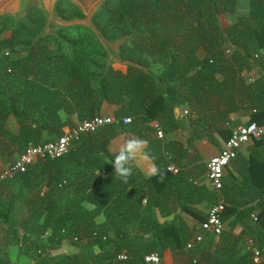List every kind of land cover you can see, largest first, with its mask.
Here are the masks:
<instances>
[{"label": "trees", "instance_id": "16d2710c", "mask_svg": "<svg viewBox=\"0 0 264 264\" xmlns=\"http://www.w3.org/2000/svg\"><path fill=\"white\" fill-rule=\"evenodd\" d=\"M236 1L107 0L96 15V25L110 39L133 33L122 45V56L148 66L151 73L121 64L112 65L104 73L105 51L84 27L63 29L60 35L65 39L46 34L31 42L22 39L26 24L19 23V29L9 37H2L5 27H0V155L10 157L21 150L31 132L38 137L45 130L57 138L62 129L55 123L62 110L70 114L78 110V105L86 106L91 116L107 102L120 105L116 117L126 111L150 118L158 106L160 110L176 103L197 102L203 106L217 99L228 106L210 114L220 117L239 96L255 108L250 121L261 124L264 67L253 56L264 50V0H250V15L241 16L243 25L233 23L222 28L218 13L233 12ZM249 17L255 22L246 24ZM71 32L73 35L67 34ZM46 40L57 42V46L50 50V45L43 43ZM20 43L25 44L22 48L27 55L11 57ZM199 47L205 50L202 59L196 55ZM67 48L70 53H65ZM89 48L94 49V55ZM249 63L260 69L261 76L243 77ZM31 114L40 120H32L36 122L34 127L28 123ZM9 115L21 125L19 135L6 129ZM114 129L106 126L83 134V156L90 159L92 152L104 150L106 141L97 139L108 137ZM192 134L198 135L197 131ZM70 163L78 166V141L64 156L38 160L26 171L0 182V230L4 228L0 235V264H10L7 249L11 245H17L33 261L31 264H154L145 262L143 256L156 252L162 257L166 249L175 255L173 264L214 263L210 252L198 247L200 243L186 248L192 238L187 225L177 218L160 221L149 200L146 212H142V195L135 194L132 187L126 193L128 186L118 177L104 176L95 188H78L70 196L67 181L75 172ZM34 166L39 167L38 172ZM167 174L164 164L145 183H162L163 188L170 180ZM84 201L93 205L87 206ZM228 203L231 208L238 207ZM162 209L165 212L166 206ZM227 210L225 206L222 218L229 216ZM99 215L103 220H97ZM246 215L251 213H235L243 227L239 236L229 239L222 232L214 242L221 264H256L246 245L240 249L242 236L254 239L264 264V205L255 214L256 221L250 216L253 225L242 219ZM205 218L199 217L200 222ZM65 241L69 249L54 254V249ZM122 251L126 258L118 259ZM195 254L197 259L193 258Z\"/></svg>", "mask_w": 264, "mask_h": 264}, {"label": "crops", "instance_id": "0c3cea01", "mask_svg": "<svg viewBox=\"0 0 264 264\" xmlns=\"http://www.w3.org/2000/svg\"><path fill=\"white\" fill-rule=\"evenodd\" d=\"M250 8V0H237L233 11L236 19L239 16L247 15L246 13H248ZM223 15L227 25L233 24V22L227 20V13ZM222 19L223 16L220 18V21H222ZM196 55L199 59L205 56L204 53L200 54L198 52ZM254 60L263 68L264 50L259 53V56H254ZM244 69L245 73L243 77H248L249 79L253 77L258 78L262 74L260 69L256 68V66L251 63ZM59 101H61L60 98L58 99V102ZM234 104L230 107L233 109L230 110L229 108L228 112L220 117H212L210 114L216 108L227 109L228 106L223 101L218 102L217 99H211L203 104V106L194 102L195 111L192 110L193 105L188 103H176L172 107L166 106L163 110H160L158 106L153 109V116L147 118L141 113L136 115L129 114L126 111H124L125 114L116 117L115 115L120 105L104 102L101 104L98 114L110 115L116 118L131 117V122L122 123L119 121L118 123L106 125L113 126L115 128L114 133L106 138L101 137L97 139V141L100 142L105 140L106 146L104 150L97 149L92 152L90 159L83 156L85 153L82 149L85 145L83 144L84 140L81 138V135V139L78 140V166L70 163V169H73L75 172L71 174V177L67 181L69 183V195L72 196V193L78 192V188L86 187V191L95 188V185L98 184L104 176L108 175L109 179L115 176L114 168L111 163L114 159L118 143L123 142L130 136L143 138L148 142L147 150L151 159L149 161H144L137 158V160L132 163V176L129 179V183H127L128 187L126 193H128L129 189L132 187L134 188L135 194L138 196L142 195L139 197L142 212H146L145 206L149 200L153 213L156 214L160 221L177 218L178 221L187 225V231L191 233L192 238L190 240H192L194 235L201 231L199 217H206L208 208L217 200L216 191L208 185L206 179L207 161L212 155L218 153L224 147L225 142L230 136L231 128L238 124L249 122L252 114L255 112L253 111L255 108L250 107L248 103L245 102L243 98L240 99L239 96L235 99ZM86 110L87 107H84V105H78V110L70 114L62 110L63 113L57 118L58 120L55 124L61 125V132L63 133L80 121L92 117L89 111ZM201 111L202 113H200ZM94 114L93 112L92 115ZM28 119V123L32 127L36 126V122L32 120H39L35 114H31V117ZM195 121H197L199 125H196ZM203 124L211 125L202 127ZM5 127L14 135L20 134L21 125L13 115H9L6 118ZM158 129L162 131L161 137L157 135ZM191 130L193 133L197 131L198 135L194 136ZM38 134L39 136L35 137L33 132L29 133V138L27 142L24 143L21 150H23L29 141L34 142V140H36L37 142L34 143H38L54 139L57 136L51 135L45 130H41ZM21 150H16L10 157L16 159ZM10 157L0 155V170L11 163V160L8 159ZM153 164L157 167V173L164 164L167 165V171L170 174H167V176H170V180L166 181L167 185L163 188L160 187L162 183H159L157 186L153 185L152 182L145 183L147 179H151L157 174L153 175L150 172V168ZM170 165L176 169L175 172L168 169ZM33 169L35 172L39 171L38 166H34ZM148 184L151 187H149ZM221 194L225 201V206L229 209L226 211V213L229 212V216L222 218L224 223L223 233L225 237L231 239L233 236H239L243 228L242 225L238 223L235 213H240V210H247L251 214H256L264 205V135L261 138L253 139L243 144L238 149L236 157L231 160L229 166H227L224 171ZM111 199H113V197L108 199V205ZM228 202L236 203L238 207L231 208L228 206ZM84 204L87 206L93 205L87 201H84ZM165 206L166 211L162 212V207ZM182 206L187 207V210H182ZM160 207L161 209H159ZM242 219L251 225L254 224L249 215L243 216ZM97 220H103V216L99 215ZM139 233L142 234L143 232L140 231ZM217 237L218 235L216 236L213 234L205 235L198 246L202 248V251L210 252L214 259L213 264H221V258L218 253L214 251L213 246ZM246 240L247 237L242 236L240 249L245 248ZM11 247L14 248V246L8 247L10 250H8L10 264L12 261L11 250H13ZM167 252L172 257V251L166 249L161 257V262L173 264V259V262H167ZM196 254L193 258L197 259ZM23 257L21 262H19L25 264L26 261L29 260V257L26 255Z\"/></svg>", "mask_w": 264, "mask_h": 264}, {"label": "built area", "instance_id": "2783aa9c", "mask_svg": "<svg viewBox=\"0 0 264 264\" xmlns=\"http://www.w3.org/2000/svg\"><path fill=\"white\" fill-rule=\"evenodd\" d=\"M253 111H255V109H253ZM119 121L122 123H129L131 122V117L116 118L110 115L98 114L80 121L55 139L38 143L29 141L15 161L0 170V182L4 179L13 177L16 173L26 171L29 165L34 164L38 160L56 159L64 156L68 153L72 144L80 139L81 135L95 132L103 126L118 123ZM157 135L159 137L162 136V131L160 129L157 130ZM263 135L264 120L261 124L249 121L245 124L233 126L224 147L208 159L206 164V179L208 185L216 191L217 200L210 205L205 220L200 223L201 231L196 233L193 239L187 242L186 248H191L195 243L201 242L205 235L213 234L217 236L223 232L224 223L222 215L225 208V201L221 191L223 188L224 171L226 167L229 166L231 160L236 157L238 149L243 144L253 139H258ZM168 169L173 172L176 171L172 165L168 166ZM250 216L253 221L257 220V216L254 213ZM246 249L251 252L252 261L256 264H261V249L257 246L253 238H247ZM125 258L126 253L122 251L118 255V259ZM143 260L147 263L158 264L161 262V257L158 253L151 252L145 254Z\"/></svg>", "mask_w": 264, "mask_h": 264}, {"label": "water", "instance_id": "95a60500", "mask_svg": "<svg viewBox=\"0 0 264 264\" xmlns=\"http://www.w3.org/2000/svg\"><path fill=\"white\" fill-rule=\"evenodd\" d=\"M59 1L0 0V16H9L17 22H21L26 18L27 11L30 8L36 7L43 12L45 24L33 37V41L48 33L61 38L60 31L63 28L84 27L94 35L97 42L105 51L104 73H107L114 64L130 65L151 73L148 66L122 56V45L132 37L133 33L123 34L116 39H110L103 34L94 22V16L105 8L107 0H65L82 13L81 16L74 15L70 18H64L58 12L57 4ZM154 78L156 81H159L158 76Z\"/></svg>", "mask_w": 264, "mask_h": 264}, {"label": "rangeland", "instance_id": "374dc122", "mask_svg": "<svg viewBox=\"0 0 264 264\" xmlns=\"http://www.w3.org/2000/svg\"><path fill=\"white\" fill-rule=\"evenodd\" d=\"M64 6L62 5L61 6V9L63 8ZM68 9H70V7H68ZM241 10V9H240ZM71 11L72 12H74V10L73 9H71ZM32 14L30 15V18L27 20V19H24L25 21H27V22H25L24 20H22L21 22L22 23H26V26H25V28H24V30L26 31L25 33H24V35L22 36V39L23 40H27V41H32L33 40V37L36 35V31L37 30H40V27H36L35 26V24H38L39 26H41L42 24V21H43V19H41V18H39V15L38 16H36L35 17V15H34V12H31ZM225 13H227V20L228 21H230V22H233L234 24L235 23H239V24H242L243 25V22H242V18H241V16H239L237 19H236V17H235V14L233 13V12H229V11H227V12H219L218 13V18H219V23H220V25H221V27L222 28H226V27H229V25H231V24H226V22H225V20H224V15L223 14H225ZM240 13H242V12H240ZM98 14V13H97ZM231 14V15H230ZM247 15H242L243 17H248L249 15H250V9H249V11H248V13H246ZM32 16H34V19H33V23L31 22L32 21ZM223 16V19H222V21H220V18ZM249 19L250 20H246L245 21V23L246 24H251V23H253V22H255V20H252V18H250L249 17ZM0 25H4L5 26V30L3 31V33H2V37H9L11 34H13V31L14 30H18L19 29V22H17V21H15V19H13V18H10V17H7V18H0ZM28 31H30V32H28ZM73 33L74 32H71V33H67V34H72L73 35ZM33 34V35H32ZM49 35L51 34V33H48ZM52 35V34H51ZM33 36V37H32ZM61 37H62V35H60ZM55 38H58V37H55ZM63 39H65L64 37H62ZM43 43H45V44H48V45H50L49 46V48H50V50L51 49H53V48H55L56 46H57V42H54V41H49V40H46L45 42H43ZM25 47V44L24 43H20V44H18V45H16V48H15V50H16V52H14V53H12L11 54V57H13V58H18V57H22V56H25V55H27V52L23 49V48ZM90 49V48H89ZM90 51V54H92V55H94V49H90L89 50ZM92 52V53H91ZM204 53L205 54V50L202 48V47H199L198 48V50L196 51V53ZM65 53H70V49L69 48H67L66 49V52ZM91 57V56H90ZM254 57V56H253ZM254 59V58H253ZM256 60V59H255ZM73 195V194H72ZM78 196V195H77ZM77 198V197H76ZM1 227H3V226H1ZM3 230H0V235L2 234V232L4 231V228H2ZM12 246V245H11ZM14 246V248L13 247H11V248H13V250H11V254H12V257H11V259H12V261H11V264H24V263H20L21 262V260L24 258L23 256V253L19 250L20 248L18 247V246H16V245H13ZM68 246V243H66V241L62 244V246L61 247H59V248H56V249H54V251H53V253L54 254H56V253H58L59 251H66V250H68L69 249V247H67ZM9 249H7V251H8ZM10 251V250H9ZM96 251H98V250H96ZM22 255V256H21ZM166 259H167V262L168 263H171V261H172V259H173V261H174V258H175V255L174 254H172V257H171V255H169L168 254V252L166 253ZM29 259V258H28ZM20 261V262H19ZM172 261V262H173ZM33 261L32 260H27L26 261V263L25 264H31Z\"/></svg>", "mask_w": 264, "mask_h": 264}, {"label": "clouds", "instance_id": "9594fccd", "mask_svg": "<svg viewBox=\"0 0 264 264\" xmlns=\"http://www.w3.org/2000/svg\"><path fill=\"white\" fill-rule=\"evenodd\" d=\"M148 142L140 137L130 136L123 142L118 143L112 165L115 172V177H118L123 183H129L132 176V163L140 158L144 161L151 159L147 150ZM157 167L153 164L150 168L151 174L157 173Z\"/></svg>", "mask_w": 264, "mask_h": 264}, {"label": "flooded vegetation", "instance_id": "af4514ba", "mask_svg": "<svg viewBox=\"0 0 264 264\" xmlns=\"http://www.w3.org/2000/svg\"><path fill=\"white\" fill-rule=\"evenodd\" d=\"M64 6L62 9H61V6ZM68 7H70V9H68ZM71 9L74 10V12L71 11ZM57 10L58 12L60 13V15L64 18H70L74 15H78V16H81L82 13L77 9L75 8L73 5L69 4L67 1L65 0H60L57 4ZM31 12H34V15L35 17L39 15V18L43 19L42 21V25L39 26L38 24H35L36 27H40V29L44 26L45 24V17H44V14L41 10H39L38 8L36 7H33V8H30L28 11H27V15H26V18L25 19H29L30 18V15L32 14ZM97 15V14H96ZM96 15L94 16V22L96 23ZM9 16H0V18H7ZM11 18V17H10ZM34 19V16H32V23L34 22L33 21ZM16 21V20H15ZM25 21V20H24ZM27 22V21H25ZM19 23H22V22H19ZM22 24H26V23H22ZM0 27H5L4 25H0ZM72 28V27H71ZM74 28H78V27H74ZM65 29V28H63ZM61 29V31L63 30Z\"/></svg>", "mask_w": 264, "mask_h": 264}]
</instances>
